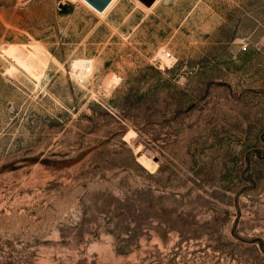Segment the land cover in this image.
<instances>
[{
	"label": "rangeland",
	"instance_id": "rangeland-1",
	"mask_svg": "<svg viewBox=\"0 0 264 264\" xmlns=\"http://www.w3.org/2000/svg\"><path fill=\"white\" fill-rule=\"evenodd\" d=\"M155 1L0 0V264H264V0Z\"/></svg>",
	"mask_w": 264,
	"mask_h": 264
},
{
	"label": "water",
	"instance_id": "water-1",
	"mask_svg": "<svg viewBox=\"0 0 264 264\" xmlns=\"http://www.w3.org/2000/svg\"><path fill=\"white\" fill-rule=\"evenodd\" d=\"M86 1L90 5H92L97 11L103 12L112 0H86ZM153 1L155 0H149V3H152Z\"/></svg>",
	"mask_w": 264,
	"mask_h": 264
},
{
	"label": "bare ground",
	"instance_id": "bare-ground-1",
	"mask_svg": "<svg viewBox=\"0 0 264 264\" xmlns=\"http://www.w3.org/2000/svg\"><path fill=\"white\" fill-rule=\"evenodd\" d=\"M138 1H139V0H138ZM157 1H158V0H156L155 3H156ZM155 3H154V4H155ZM139 4H140V3H139ZM81 68H83V67H80V69H81ZM82 70H85V69L83 68ZM32 73H36V69H35V68L32 69ZM116 78H117V77H116ZM113 79H114V78H113ZM110 83H111V82H110Z\"/></svg>",
	"mask_w": 264,
	"mask_h": 264
}]
</instances>
